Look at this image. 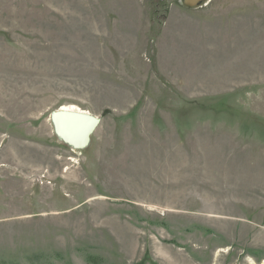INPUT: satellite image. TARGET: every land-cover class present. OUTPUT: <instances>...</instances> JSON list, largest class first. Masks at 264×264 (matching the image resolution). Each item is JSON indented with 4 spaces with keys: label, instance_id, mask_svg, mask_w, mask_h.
<instances>
[{
    "label": "rangeland",
    "instance_id": "1",
    "mask_svg": "<svg viewBox=\"0 0 264 264\" xmlns=\"http://www.w3.org/2000/svg\"><path fill=\"white\" fill-rule=\"evenodd\" d=\"M195 1L0 0V264H264V0Z\"/></svg>",
    "mask_w": 264,
    "mask_h": 264
},
{
    "label": "bare ground",
    "instance_id": "2",
    "mask_svg": "<svg viewBox=\"0 0 264 264\" xmlns=\"http://www.w3.org/2000/svg\"><path fill=\"white\" fill-rule=\"evenodd\" d=\"M60 110L63 111H74L78 113H82L85 116H91L86 110H82L76 105H63ZM56 122L58 123L59 132L64 133L66 138H68L71 142H77V140L83 141L86 140V136L90 131V124L87 121L79 119V118H66V117H57ZM89 129V130H88ZM88 138V137H87Z\"/></svg>",
    "mask_w": 264,
    "mask_h": 264
},
{
    "label": "water",
    "instance_id": "3",
    "mask_svg": "<svg viewBox=\"0 0 264 264\" xmlns=\"http://www.w3.org/2000/svg\"><path fill=\"white\" fill-rule=\"evenodd\" d=\"M199 0H196L195 2H198ZM57 117H66V118H79L82 120H85L88 122V124H90V131L88 132L87 136H86V140L80 141L77 140V142H71L68 138H66L65 134L62 132H59L58 130V123L56 122ZM51 120L53 122L54 125V130L55 133L62 139L64 140V142H66L67 144H69L70 146H72L73 148L76 149H84L86 146H88L91 142V135L93 134V132L95 131V129L97 128L98 124H99V119L96 116H93L91 114V116H85L82 115V113H78V112H74V111H63V110H56L54 112H52L51 114ZM88 129V130H89ZM88 137V138H87Z\"/></svg>",
    "mask_w": 264,
    "mask_h": 264
}]
</instances>
